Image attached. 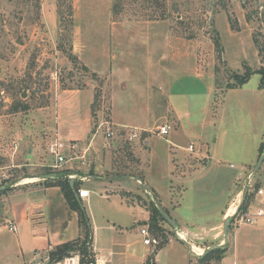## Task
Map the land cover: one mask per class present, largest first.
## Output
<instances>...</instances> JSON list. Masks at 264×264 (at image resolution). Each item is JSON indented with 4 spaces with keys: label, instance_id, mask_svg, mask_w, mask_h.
Instances as JSON below:
<instances>
[{
    "label": "rangeland",
    "instance_id": "374dc122",
    "mask_svg": "<svg viewBox=\"0 0 264 264\" xmlns=\"http://www.w3.org/2000/svg\"><path fill=\"white\" fill-rule=\"evenodd\" d=\"M254 38L264 47V0H0V185L4 186L0 192V221L8 215L10 201H18L24 190L44 182V172L55 175L51 181H58L66 178L61 174L67 168L78 171V188L89 189L91 185L87 184L92 180L107 179L114 176L113 172L135 176L145 173L166 195L168 185L178 183V175L188 171L179 167L171 172L165 139L173 137L177 143L187 145L196 135L213 136L218 131L224 137L215 147L232 150L227 161L236 167H223L224 176L218 181L209 171L194 181L187 179L183 196L180 187H172L175 198L182 196L183 213L191 212L187 204L191 200L200 219L211 223L217 215L212 208L221 201L219 193L239 190L235 179L238 174L240 186L243 183L247 172L243 167L248 165H240L237 160L246 161L257 151L259 137L248 135L245 128L254 125L255 119L244 110L231 108L222 114L219 110L214 122L204 111L193 115L185 111L204 103L211 71L216 86L221 87L230 78L244 76L252 67L264 70ZM196 67L200 68L201 78L195 76ZM260 76L253 73L245 89L257 85ZM166 80L172 101L169 104L174 106L181 124L160 136L156 129L168 116L154 117L167 106L164 102L156 106L153 97L159 93L163 100ZM241 95L249 94L245 91ZM113 109L117 119L133 122L143 119L149 110L151 123L140 126L143 130L136 127L139 136L128 140L134 127L116 125ZM107 130L113 132L110 137L106 136ZM65 134L76 136L73 138L80 149L88 147L84 163L70 159L74 156L70 153L68 161L59 167L44 170V166L30 165L28 153L33 150L44 155L46 143L57 138L72 140ZM253 178L256 186H264V163ZM110 182L114 190L128 193V201L138 202L150 215L154 213L152 200L139 182ZM124 182L130 185L122 187ZM91 196L93 203L86 209L95 215L96 225H104L105 217L114 221L111 225L116 229L131 223L130 215L125 218L103 203L100 196ZM245 201L251 206L252 189L246 192ZM236 221L232 220L233 227ZM159 222L168 240L174 237V230L166 222ZM94 226L91 224L90 230ZM239 228L264 225L258 221ZM217 231L220 234L216 240L206 247L215 244L217 249L226 244L222 226ZM11 233L4 232L1 237L7 239ZM118 237L117 232L100 228L93 244L106 251L118 243ZM81 240L87 242L84 236ZM158 240L160 245L162 239ZM159 245H150L149 255ZM186 247L177 240L167 244L157 256L159 264L206 263ZM15 248L11 245L13 254ZM8 249L0 239V253ZM258 253L255 250L251 256L256 258ZM32 256L34 264H45L44 252L33 251ZM209 261L216 264L213 254Z\"/></svg>",
    "mask_w": 264,
    "mask_h": 264
},
{
    "label": "crops",
    "instance_id": "0c3cea01",
    "mask_svg": "<svg viewBox=\"0 0 264 264\" xmlns=\"http://www.w3.org/2000/svg\"><path fill=\"white\" fill-rule=\"evenodd\" d=\"M199 70L200 68H195L196 78H201ZM249 70L250 74L248 77L242 83L237 84L234 87H227L228 83H235L232 80L234 77L230 78L229 81L221 87L216 86L217 83L214 82L213 71H211V81H209L204 88V103L196 109L185 111L186 115H193L194 113H202L204 111L203 114H206L207 118L208 116L214 118L213 122L217 119V116H219V110H221L222 114L223 111L229 108L233 110L237 109L238 111L244 110L249 118H254V125H249L245 128L248 135L259 137V144L257 146L258 152L256 151L254 155L246 161L237 160L240 165H248V167H243V170L247 172L252 171L259 156L264 152V149L261 152L262 145H264V85L261 84L260 76L259 83H257V85H253L251 88L245 89L246 85L249 83V78L253 73H259L261 75L257 67H252ZM164 79L165 78L163 77L161 78L162 81ZM167 84L166 80V84L163 86L166 87ZM163 91L162 101L159 98V96H161L159 93L156 94L153 99H155L156 106H161L164 102L167 107L162 111L165 113L162 114L161 111L156 113L157 115L154 117V120L159 117L162 118L165 116L164 114H167L168 119L164 118L165 120L163 123H168L172 128H174L175 125L179 127L181 124L180 118L175 115L174 106L169 104L172 102L170 99V86ZM245 91H248V96L241 95ZM231 98L235 99L230 101ZM151 105L154 106L153 102ZM151 105L149 104V106ZM168 111H170V113ZM148 112L149 110L143 119H138V122H133L128 119H117L113 109L112 118L114 123L118 126L124 128L128 126L138 128L151 123L149 117L150 114ZM171 122H173V124ZM219 129L221 130V126H219ZM216 132L218 135H196L195 139L189 141L187 145L177 143L176 138L173 137L171 139H165L169 145L170 153L168 155V163L171 166V172L173 173L179 167H181V170L183 169L188 171L185 175H183V173L182 175H178L176 181L178 183L175 185H168L169 189H167L166 195H163L159 191L154 180L145 173H138L136 175L140 177L143 182L151 188L152 192L157 195V199L160 204L175 221L178 234L183 233V236L181 237L189 243V247H186L188 248L189 253L191 255H194L193 253L199 255L197 256V259L202 256L204 251L203 248L206 249V246L209 245L210 242L216 240L220 234V231H217V229L223 225L224 220H230L233 217L235 206L237 204L238 190L237 188H234L233 192L229 190V192L222 191L219 193L221 201L215 204L212 208L217 215L211 223L206 219H204L205 221L200 219L195 210L196 207H194L195 205H193L191 200L187 202V204L190 205L189 207L191 208V212L183 213L181 210V206L183 205L181 199L185 193L183 185L187 179L194 181V179L198 178L199 175L209 171L211 177H213V179L216 178L215 180L218 181L220 176H224L223 173L225 170L223 167H236L233 163L227 161V158L232 154V150H220L215 147V145L217 143L219 144L224 137L223 132L222 134L218 133V131ZM65 136L67 139L72 140H75L73 137H76L68 134H65ZM210 140H213L212 145L209 143ZM190 144L194 146L193 151L188 150V146ZM27 158L30 165L36 167L44 166V170L46 168L53 167L54 159L47 151V143L46 148H44V155L40 154V152L38 153L32 150L28 153ZM263 163L264 161L262 164ZM63 173L62 174L64 176L62 174L61 175L66 177L69 182L71 180H73V183L77 182L75 177L79 174L78 171H73L71 168H67ZM240 175L241 174L236 175L235 179H240ZM42 176L44 177V182L42 184H35L34 188L32 187L24 190L23 192L25 193L20 195L18 201H16L17 199H12L13 201H10L11 207L9 208L8 215L4 220L0 221V239L4 241L5 246L10 248L8 250H4L2 254L0 253V264H34L32 262L34 259L32 256L33 251L34 253L37 251L44 252L47 255L49 249L65 242L82 238L85 235V231L79 222L78 212L69 207L60 187L47 184L48 181L54 179L55 175L44 172V175ZM114 176L107 179L92 180V183L87 184L91 185V188H89V196L84 198L78 197L80 199V203L85 207V210H87L85 213L88 218L90 228L91 224L93 226L95 224L94 228L90 230V236L87 239V244L90 246V253L92 254V257H100L104 259L106 264H144L147 256L149 255L150 247L143 244L140 229L142 227L148 228L146 222H148L150 218V213L138 202L128 201L129 199L126 197L128 194L127 192L113 189L110 180H124L115 179L113 178ZM126 179L138 182L133 178ZM78 183L81 184L80 182ZM128 185H130V182H124L122 187ZM173 186H175V188L180 187L179 190H182V196L179 200L177 197L175 198V196H173ZM126 190L129 191V189ZM93 194L100 196L105 200L103 203L108 204L109 207L117 213H120V215L125 218L130 215L132 218L131 223H125L126 225L124 227L120 225V228L116 229L114 225H111L114 221H110L105 217V220L103 219L104 225H101L100 223H97L98 225H96L95 215L92 213L90 208L86 209V205L90 206L93 203L91 196ZM176 199L178 200L177 202H175ZM231 209L232 211L230 212ZM258 221L264 225V216L260 217ZM257 222L246 224H256ZM10 224L15 227L14 230L8 229ZM231 224L232 223H229L230 226L228 227V242L222 246L224 251L220 258L216 259V264H264V228L242 229L239 227L243 224L235 223L237 225L234 227ZM100 228H108L109 231L117 232L119 235L117 239L118 243L116 245H112V247H108L106 251L97 247L95 243L93 244L94 234ZM4 232L12 233L7 239H3L1 235ZM174 240H177L186 246L175 234L174 237L169 238L167 244L170 245V243ZM11 245L16 247L15 254L12 252ZM166 245L157 250L154 254V262L156 264H159L157 260L158 254L166 247ZM101 250L102 252H100ZM255 250H258L259 252L256 258L251 256V253H254ZM211 262L207 261L205 264H211ZM188 264H191V262L188 261Z\"/></svg>",
    "mask_w": 264,
    "mask_h": 264
},
{
    "label": "built area",
    "instance_id": "2783aa9c",
    "mask_svg": "<svg viewBox=\"0 0 264 264\" xmlns=\"http://www.w3.org/2000/svg\"><path fill=\"white\" fill-rule=\"evenodd\" d=\"M262 63L264 64V51L261 55ZM171 127L169 124L164 123L157 127V135L166 136ZM113 134L111 130H107L106 136L110 137ZM139 136L138 129L134 127L128 134L127 139L133 140ZM194 146L190 144L188 146L189 151H193ZM48 153L53 157V167H59L62 164L68 161L67 155L74 154V156H70V159H80L82 163H84L86 153L88 151V147L81 148L78 146L76 140H68L64 141L61 138L54 139L50 141L47 145ZM81 151V153H78ZM233 166V165H232ZM253 172L249 171L245 174L243 178V183L240 186V189L237 192V204L235 206L234 215L237 213L239 206L246 198V192L249 189H252L254 193V201L249 206V209L246 212H243L238 220V224H246V223H255L258 219L264 216V186L254 187V178ZM71 177V176H70ZM78 197L84 198L88 197L90 190L87 188H78L76 190ZM242 201V202H241ZM14 226L10 224L8 226L9 230H14ZM140 234L142 237V242L145 245H158L159 240L154 237L147 227H142L140 229ZM45 264H106L104 259L100 257H90L87 258L84 263L81 262V255L79 253L73 252L69 255L61 259L51 260L48 254L46 255V262Z\"/></svg>",
    "mask_w": 264,
    "mask_h": 264
},
{
    "label": "trees",
    "instance_id": "16d2710c",
    "mask_svg": "<svg viewBox=\"0 0 264 264\" xmlns=\"http://www.w3.org/2000/svg\"><path fill=\"white\" fill-rule=\"evenodd\" d=\"M231 27L233 28V25H231ZM214 42L216 43V47H219L218 46V44H219L218 40L215 39ZM254 42L256 43V45L258 47V45H259L258 40H256L254 38ZM259 50L261 53H263L264 47H260V45H259ZM259 72L261 73V84L264 85V70H260ZM249 74H250V72L248 71V72H246V74L244 76H242V75L236 76L234 78L235 83L234 84H227V87H234L235 85L242 83L248 77ZM263 149H264V145H262L261 152L263 151ZM63 174H65V173H63ZM113 174L114 175H123V174H128V173L127 172H123V173L122 172H113ZM237 181H238L239 188H240V179H238ZM47 184L59 186L66 202L69 205V207L78 212L79 222L85 231L84 237L87 240L90 236L89 221H88V218L86 216L85 211L82 209L81 205L79 204V202L76 200V198L74 196V192L72 190V187L70 185L69 180L67 178H64V179H61L58 181H48ZM1 185H3V184H1ZM78 185H79L78 182L73 183V188L75 189V191L78 189V187H79ZM254 187H259V186L258 185L256 186L254 184ZM136 197H137V199H141L139 196H136ZM153 197L155 199H157V195L154 192H153ZM245 200H246V198H245ZM245 200L239 206L237 213L235 215H233V217L230 219V223H232V220H234V219L237 220L236 221V223H237L240 215L249 209V204L246 203ZM150 203L153 206L154 213L152 212L148 222H146V223L148 225L149 231H151L153 233V234L152 233L151 234L154 237H156L157 239L158 238L162 239V243L160 245L158 244L159 247L155 248L153 253L150 254L149 256H147L144 264H156L154 262V254L156 253L157 250L161 249L165 244H167V241H168V237L164 234L163 229L159 226L160 220L164 221V222H166V221L159 214V212H158L156 206L154 205L153 201H151ZM80 239L81 238H78L76 240L68 241V242L60 244L56 247H53V248L48 250L47 254L50 257V259L53 261L56 259H61V258L65 257L66 255H69L75 251H80L79 253L81 255V262L84 263L87 258L89 259L90 257H92V254L90 253V248L87 247V245H88L87 242L86 241L82 242V240L80 241ZM223 251H224V249H222V248L211 249V250L205 252L202 256H200L198 258V260L201 262H207L211 259V254H213L214 258L219 259L221 254L223 253Z\"/></svg>",
    "mask_w": 264,
    "mask_h": 264
},
{
    "label": "water",
    "instance_id": "95a60500",
    "mask_svg": "<svg viewBox=\"0 0 264 264\" xmlns=\"http://www.w3.org/2000/svg\"><path fill=\"white\" fill-rule=\"evenodd\" d=\"M264 160V152L259 156L256 164L254 165L253 169H252V172L255 173L256 170L260 167V165L262 164ZM113 178L115 179H126V178H133L135 180H137L142 188V190H144L146 196L153 201L154 205L156 206L159 214L162 216V218L169 224V226L174 230V234L179 237V239L187 246L189 247V243L181 236H179L178 232H177V226H176V223L175 221L173 220V218L167 213V211L163 208V206L160 204L159 201L157 200H154L150 194V191L148 189V187L144 184L143 180L138 177V176H135V175H118V176H114ZM70 185L72 187V190L74 192V196L76 198V200L79 202V204L81 205L82 207V204L80 203V199L78 198L77 196V193L75 191V189L73 188V180L70 181ZM4 189V186L0 185V192ZM83 209V207H82ZM84 210V209H83ZM229 223H230V220L229 219H225L224 222H223V225H222V232H223V240H224V243H227L228 242V227H229ZM216 247L215 244H212L210 245L209 247H207L204 252L202 253V255L211 250V249H214Z\"/></svg>",
    "mask_w": 264,
    "mask_h": 264
},
{
    "label": "bare ground",
    "instance_id": "6f19581e",
    "mask_svg": "<svg viewBox=\"0 0 264 264\" xmlns=\"http://www.w3.org/2000/svg\"><path fill=\"white\" fill-rule=\"evenodd\" d=\"M27 181V180H26ZM27 182H31V181H27ZM232 211V209L230 210V212ZM179 236H183V233H180Z\"/></svg>",
    "mask_w": 264,
    "mask_h": 264
}]
</instances>
